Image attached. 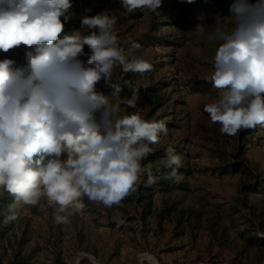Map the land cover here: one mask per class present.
Returning <instances> with one entry per match:
<instances>
[{
	"label": "rangeland",
	"instance_id": "374dc122",
	"mask_svg": "<svg viewBox=\"0 0 264 264\" xmlns=\"http://www.w3.org/2000/svg\"><path fill=\"white\" fill-rule=\"evenodd\" d=\"M232 2L162 0L157 12L129 13L120 0H72L60 38L75 30L86 34L81 18L99 7L93 16L107 11L117 18L113 33L128 59L153 65L143 74L117 67L114 77L122 98L139 96L137 107L122 104L120 115L139 112L167 125V135L141 162L159 180L147 186L145 173L136 192L111 208L82 197L84 207L62 224L54 221L59 206H49L46 196L21 204L18 218L4 224L13 197L0 191V264H264V127L230 137L211 123L203 109L219 98L209 81L215 50L189 32L197 23L230 27ZM133 42L141 47L129 51ZM28 52L35 56L36 46L0 52V60L22 67ZM95 90L112 93L103 80ZM169 146L182 159L174 177L165 167Z\"/></svg>",
	"mask_w": 264,
	"mask_h": 264
},
{
	"label": "clouds",
	"instance_id": "9594fccd",
	"mask_svg": "<svg viewBox=\"0 0 264 264\" xmlns=\"http://www.w3.org/2000/svg\"><path fill=\"white\" fill-rule=\"evenodd\" d=\"M120 5L129 13L157 12L162 0ZM72 7V0H0V52L21 45L36 46L37 52L26 53L22 67L0 60V191L13 197L4 224L18 218L21 204L35 205L42 196L59 206L54 221L62 224L84 207L82 197L111 208L136 192L145 173L147 186L159 180L141 162L153 151L150 145L167 135V125L139 112L120 115L121 105L136 108L139 96L122 98L114 77L117 67L143 74L153 65L128 59L113 33L117 18L107 11L81 18L86 34L75 30L60 38ZM230 13V27L197 23L189 32L215 50L209 81L219 98L203 111L222 135L234 137L264 127V0H233ZM140 47L133 42L129 51ZM101 80L111 95L95 90ZM125 83L132 88L131 81ZM165 152L168 176L174 177L181 156L171 146Z\"/></svg>",
	"mask_w": 264,
	"mask_h": 264
},
{
	"label": "trees",
	"instance_id": "16d2710c",
	"mask_svg": "<svg viewBox=\"0 0 264 264\" xmlns=\"http://www.w3.org/2000/svg\"><path fill=\"white\" fill-rule=\"evenodd\" d=\"M104 4H105L104 2L103 3H99V5H100L99 7L101 8L102 6H104ZM99 7L97 9H95L94 12L90 13L89 16H93L94 13L98 12L99 9H100Z\"/></svg>",
	"mask_w": 264,
	"mask_h": 264
}]
</instances>
